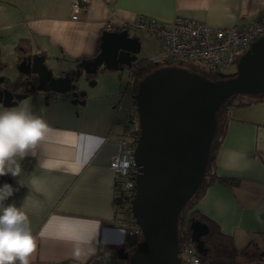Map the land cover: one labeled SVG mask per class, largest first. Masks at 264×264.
Instances as JSON below:
<instances>
[{
  "label": "crops",
  "instance_id": "crops-1",
  "mask_svg": "<svg viewBox=\"0 0 264 264\" xmlns=\"http://www.w3.org/2000/svg\"><path fill=\"white\" fill-rule=\"evenodd\" d=\"M72 1L0 0L1 69L9 59L18 63L19 42L27 50L71 64L98 53L103 29L120 31L124 23L141 17L168 25L180 14L210 27H230L264 12V0H91L74 19ZM130 33L138 36L141 47L155 43L154 55L162 49L161 40L149 31ZM124 69L128 80L123 83L117 70L118 76L108 83L110 90L83 87V103H73L65 94L35 91L16 106L0 104V112L27 108L52 130L34 156L20 161L19 176H0V186L7 183L15 190L5 205H24L36 236L30 264H84L91 258L106 264L119 258L117 249L125 244L126 233L113 206L115 176L109 163L118 151L136 89L129 67ZM248 101L229 107L212 167L230 182H212L194 208L232 237L241 251L240 264H264V98L251 95Z\"/></svg>",
  "mask_w": 264,
  "mask_h": 264
},
{
  "label": "water",
  "instance_id": "water-1",
  "mask_svg": "<svg viewBox=\"0 0 264 264\" xmlns=\"http://www.w3.org/2000/svg\"><path fill=\"white\" fill-rule=\"evenodd\" d=\"M140 47L138 36L124 28L103 29L98 53L71 64L26 49L18 61L19 74L10 83L20 80L29 89L13 93L0 86V104L16 106L35 91L65 94L73 103H83L79 98L86 95L83 80L94 85L98 69L133 66ZM263 93L264 35L238 58L232 76L210 79L185 67L166 65L139 78L133 94L138 120L134 149L138 173L131 211L141 228L142 240L132 250L120 246L119 258L128 260V264H182L179 215L203 182L217 129L216 112L235 94ZM189 228L197 252L205 254L207 223L191 217Z\"/></svg>",
  "mask_w": 264,
  "mask_h": 264
},
{
  "label": "built area",
  "instance_id": "built-area-1",
  "mask_svg": "<svg viewBox=\"0 0 264 264\" xmlns=\"http://www.w3.org/2000/svg\"><path fill=\"white\" fill-rule=\"evenodd\" d=\"M90 2L91 0H73L71 17L78 18V13ZM124 28L129 32L146 30L159 38L162 49L155 59L195 61L204 65L209 72H221L232 62H237L238 58L250 49L256 38L264 35V12L241 26L210 27L199 19L177 14L168 25L141 17L124 23ZM137 121L134 104L123 120L122 133L117 140L118 151L109 163L115 176L114 197H118L121 191L129 194L135 191V177L138 173L134 160L138 136ZM116 211L120 216L118 224L126 233L125 245L135 247L142 232L131 209L123 205ZM180 257L186 264H200L197 250L191 242L184 244L180 249Z\"/></svg>",
  "mask_w": 264,
  "mask_h": 264
},
{
  "label": "clouds",
  "instance_id": "clouds-1",
  "mask_svg": "<svg viewBox=\"0 0 264 264\" xmlns=\"http://www.w3.org/2000/svg\"><path fill=\"white\" fill-rule=\"evenodd\" d=\"M51 131L41 116L27 108L0 112V176H19L20 161L29 154L34 156L36 147L48 139ZM44 166H49V162L45 161ZM14 191L10 184L0 186V264H30L37 241L24 205L4 203ZM40 235L43 236V232Z\"/></svg>",
  "mask_w": 264,
  "mask_h": 264
},
{
  "label": "trees",
  "instance_id": "trees-1",
  "mask_svg": "<svg viewBox=\"0 0 264 264\" xmlns=\"http://www.w3.org/2000/svg\"><path fill=\"white\" fill-rule=\"evenodd\" d=\"M16 48L19 53L18 56L20 60L24 54V50L28 48H26L25 44H22V42H19ZM169 60L174 61V59H171V58H169ZM175 61L177 62L179 60H175ZM148 63H149L148 59L146 58L140 59L133 66L129 67L130 75L134 83L136 82L137 84V81L139 80V78L145 73ZM229 76H232V75H229ZM90 77H92V75H90ZM209 78L210 79H220V78H225V77H221L220 72H209ZM249 96L251 95L235 94L231 96L230 98H228L216 112L217 129H216V133L211 143L210 158H209L208 166L205 171L203 182L201 186L197 189V191L188 200V202L186 203V205L184 206V208L182 209L179 215L178 238H179V248L180 249H182V247L186 243L191 242L193 244L190 238V228H189V220L191 217H195V218H198L206 222L209 227V231L207 235L205 236V246L208 248L207 252L205 254L197 252V255L200 260V264H240L238 257L241 251L234 245L232 237L229 234L222 232L219 226L217 225V223L205 217L203 214L197 211V209H195L194 206L196 205L199 198L203 195L205 189L212 182H214L215 180H219V181L227 182V183L230 182L231 178L220 177L216 175L212 167L214 165V160H215L218 148L226 132V114H227L229 107L242 106V105L248 104ZM261 98H264V93L261 94ZM134 104H135V101H134ZM133 195H134V190L131 194L125 191H121L118 193V197H113V206L115 209V213L117 215L118 213L116 210L123 205H126L129 209H131V202H132ZM141 239H142V236L141 238L139 237V241H137V243H139ZM127 248L131 250L133 247L127 246ZM100 254H104V252L99 253V255ZM95 260L96 259L91 258L88 261H86L84 264H98L96 263L97 261ZM182 264H186V263L182 261Z\"/></svg>",
  "mask_w": 264,
  "mask_h": 264
},
{
  "label": "rangeland",
  "instance_id": "rangeland-1",
  "mask_svg": "<svg viewBox=\"0 0 264 264\" xmlns=\"http://www.w3.org/2000/svg\"><path fill=\"white\" fill-rule=\"evenodd\" d=\"M155 50H156L155 43L150 41L148 42L147 45L140 47V50L137 53V56L139 58H148L149 60L145 73L157 67H162L166 65H177V66L185 67L191 71H195L205 77H209V70L201 63L195 62V61H181V60L176 62L175 60L172 61L169 59L167 60V59H161V58L155 59V56H156L154 55ZM160 50L161 49L157 50V54L160 52ZM10 60L11 59L8 60L9 63H8L7 68L5 69L0 68V77L3 78L1 82L4 84L9 83L10 79L15 78L19 74L18 63H14L13 60L11 61ZM235 72H236V61L229 64V66L226 69H223L220 72V76L226 78L229 75H233ZM121 73H122V82L125 83L128 80V70L127 69L121 70ZM115 75L118 76L117 70H110V69H105V68L98 69V71L94 74V77H93V79L96 80V84L89 85L86 80H83V87L93 92H98L100 90H105V89L110 90L111 85H108V83H111V78L116 77ZM85 91L87 93L86 89ZM137 124H138V121H137ZM105 263L106 264H128V260L117 258L113 261H109V262L106 261Z\"/></svg>",
  "mask_w": 264,
  "mask_h": 264
},
{
  "label": "flooded vegetation",
  "instance_id": "flooded-vegetation-1",
  "mask_svg": "<svg viewBox=\"0 0 264 264\" xmlns=\"http://www.w3.org/2000/svg\"><path fill=\"white\" fill-rule=\"evenodd\" d=\"M138 62V58H137V61L135 62V63H137ZM134 63V64H135ZM133 64V65H134ZM126 67V66H125ZM22 80L23 79H28V78H25V77H22L21 78ZM0 86L1 87H7V88H9L13 93H18V92H21V91H23L24 89H29V85H26L24 82H21L20 80L19 81H17L15 84H12V83H7V84H4V83H2V82H0ZM45 94H53V93H51V92H46ZM80 99H83V97H79ZM72 99V98H71ZM127 250H129L128 248H127Z\"/></svg>",
  "mask_w": 264,
  "mask_h": 264
}]
</instances>
